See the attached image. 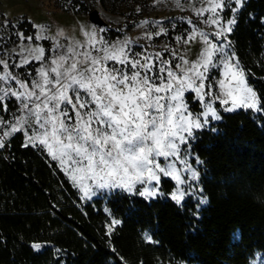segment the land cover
<instances>
[{
    "label": "trees",
    "instance_id": "1",
    "mask_svg": "<svg viewBox=\"0 0 264 264\" xmlns=\"http://www.w3.org/2000/svg\"><path fill=\"white\" fill-rule=\"evenodd\" d=\"M235 18L228 40L264 100V0H247ZM18 29L34 33L29 22ZM6 103L0 117L21 115L15 98ZM194 137L189 164L199 178L187 179L190 194L177 205L171 178H161L155 198L114 190L84 200L46 151L22 147L24 134L15 133L0 149V264H252L264 254V120L222 112ZM113 219L120 223L109 235Z\"/></svg>",
    "mask_w": 264,
    "mask_h": 264
},
{
    "label": "snow or ice",
    "instance_id": "2",
    "mask_svg": "<svg viewBox=\"0 0 264 264\" xmlns=\"http://www.w3.org/2000/svg\"><path fill=\"white\" fill-rule=\"evenodd\" d=\"M246 3L203 0L197 15L208 14L204 23L215 31L193 30L186 37H177L185 44L199 37L203 49L194 61L179 56L175 67L160 52L154 56L143 50L134 52L129 40L110 43L93 28L84 32V43L67 47L57 43L52 50L55 55L35 69L36 78L30 81L4 71L0 74V106L7 112L6 99L13 97L22 114L12 121L0 117V149L22 132L26 139L21 146L46 151L85 199L95 194L92 185L135 190L146 199L155 198L163 195L159 185L164 176L175 182L169 198L182 205L190 194L183 186L187 183L191 188L184 174L190 173L192 181L199 178L183 157L191 155L189 141L195 138V130L207 126L209 118L221 119L215 105L219 103L226 112L250 110L264 120V100L249 84L251 72L241 65L228 40L237 20L222 15L226 8L237 13ZM33 26L40 32L35 39H47L45 26ZM26 51L21 67L32 60H46L42 47ZM170 55L178 54L173 51ZM0 65L8 68L7 61L0 60ZM186 93L199 103V112L190 109ZM177 163L183 167L178 168ZM196 163L201 161L197 158ZM137 185L141 187L137 189ZM200 203H207L206 198ZM119 223L110 221L109 235ZM32 247L39 251L42 245ZM257 261L264 264V254L257 253L253 264Z\"/></svg>",
    "mask_w": 264,
    "mask_h": 264
},
{
    "label": "rangeland",
    "instance_id": "3",
    "mask_svg": "<svg viewBox=\"0 0 264 264\" xmlns=\"http://www.w3.org/2000/svg\"><path fill=\"white\" fill-rule=\"evenodd\" d=\"M201 6L203 0H0V60L8 63L7 69L0 65V74L10 71L19 79L30 81L36 78L35 69L46 64L55 55L52 50L57 43L65 47L76 42L84 43L87 40L84 32L93 28L110 43L129 40V47L134 52L141 53L143 50V53L153 56L160 52L164 58L173 62V67L180 63L179 56L194 61L203 49V42L197 37L195 41L185 44L183 39L176 38L186 37L193 30L205 33L215 31L214 27L204 23L208 14L197 15V9ZM92 10L97 11L103 25L90 20L89 14ZM232 16H236V13L232 12ZM144 21L148 23L145 24ZM23 22L31 23L34 33L25 36L18 29ZM33 25L45 26L47 31L44 35L47 39H35L40 32ZM100 29H104V32L101 33ZM60 31L64 32V36H59ZM30 36L33 39H27ZM36 47L45 49L46 60H32L30 64L21 67L24 56L28 55L26 49ZM173 51L178 54L176 57L170 55ZM29 73L32 75L29 76ZM11 86L14 90L17 87L14 82ZM187 95L188 93L186 97ZM10 98L13 97L7 99ZM215 107L220 116L222 112L231 113L223 111L219 103ZM209 120L205 127L217 121L211 118ZM183 158L190 163L191 155ZM177 167L183 166L177 163ZM184 175L186 179L191 178L190 173ZM88 183L91 184L90 181ZM186 186L187 183L183 187ZM92 187L95 194L91 199L100 196L104 191L124 190L100 189L94 185ZM136 187L139 189L141 186ZM78 190L83 197L82 191ZM83 199L89 200L84 197Z\"/></svg>",
    "mask_w": 264,
    "mask_h": 264
},
{
    "label": "water",
    "instance_id": "4",
    "mask_svg": "<svg viewBox=\"0 0 264 264\" xmlns=\"http://www.w3.org/2000/svg\"><path fill=\"white\" fill-rule=\"evenodd\" d=\"M89 16H90V20H91L93 23L98 24V25H103V22H102V20L99 18L97 11L92 10V11L90 12Z\"/></svg>",
    "mask_w": 264,
    "mask_h": 264
}]
</instances>
